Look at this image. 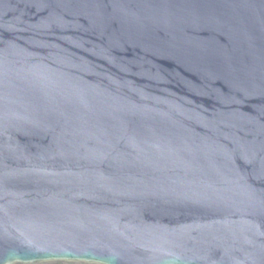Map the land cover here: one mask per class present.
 <instances>
[{"label":"water","instance_id":"95a60500","mask_svg":"<svg viewBox=\"0 0 264 264\" xmlns=\"http://www.w3.org/2000/svg\"><path fill=\"white\" fill-rule=\"evenodd\" d=\"M0 264H264V0H0Z\"/></svg>","mask_w":264,"mask_h":264}]
</instances>
